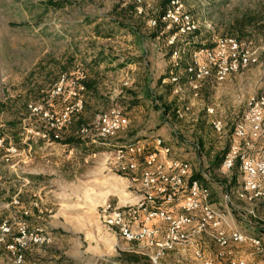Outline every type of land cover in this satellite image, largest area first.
Returning a JSON list of instances; mask_svg holds the SVG:
<instances>
[{
    "label": "rangeland",
    "instance_id": "rangeland-1",
    "mask_svg": "<svg viewBox=\"0 0 264 264\" xmlns=\"http://www.w3.org/2000/svg\"><path fill=\"white\" fill-rule=\"evenodd\" d=\"M56 1L62 7L55 8ZM170 1L0 0V104H6L0 112V264H104L121 251L146 252L144 245L122 241L99 217L105 203L130 209L145 195L141 185L147 169L144 162L139 159L129 172L120 169L116 149L122 139L138 141L152 151L153 140L159 137L169 146L170 159L187 160L197 170L214 167L216 156L227 151L234 121L247 99L264 88V32L248 30L240 35L231 24L245 14L261 16L264 0H177L196 26L184 33L161 19ZM171 36L175 38L169 43ZM226 36L246 42L257 62L231 72L223 81L203 79L192 92L184 85L183 67L190 60L184 57L185 51L176 74L181 90L173 92L166 76L172 62L169 51L177 44L183 47L176 49L209 46L217 37ZM99 56L116 58L108 71H103L105 65L88 69L90 61ZM129 56L135 62L115 68ZM81 72L83 84L88 75L95 83L94 96L82 94L88 105V125L81 133L95 141L86 142V150L53 142L50 134L58 129L49 124V116L61 113L65 105L63 98L51 96L53 84L61 76ZM185 105L189 108L183 117L173 115V109L176 112ZM211 105L223 121L220 133L210 125L213 116L205 108ZM34 106H41L48 116L33 111ZM112 108L127 117L128 125L109 140L92 124ZM11 118L18 119L23 130L20 148L7 135L5 122ZM102 141L111 145L99 143ZM158 160L162 162L163 157ZM211 173L216 187L217 182L228 184L233 174V185L238 188L240 184L237 170L224 173L218 167ZM214 185L208 184L211 198L219 202ZM220 202L217 207L224 209L223 197ZM229 205L233 224L241 230L236 220L242 217L234 209L244 212L249 205L232 193ZM19 221L29 230H41L46 242L28 247L17 262L7 246ZM3 224L9 227L8 233L1 230ZM232 249L241 257L252 252L250 246ZM187 250L182 246L181 254L163 257L162 264L188 263ZM251 256L264 264V251Z\"/></svg>",
    "mask_w": 264,
    "mask_h": 264
},
{
    "label": "built area",
    "instance_id": "built-area-1",
    "mask_svg": "<svg viewBox=\"0 0 264 264\" xmlns=\"http://www.w3.org/2000/svg\"><path fill=\"white\" fill-rule=\"evenodd\" d=\"M162 21L177 25L179 32H187L196 26L193 24L190 13L184 12L177 0H171L169 6L161 16ZM154 25L155 21H150ZM175 36H171L172 43ZM183 49L172 51L170 59L174 67L180 68L183 64L181 55ZM189 61L184 65L185 82L192 92L197 91L200 81L212 77L216 81H223L231 72H236L250 63L257 62V57L249 49L246 42L233 37H217L209 46H199L190 53ZM82 72L76 76H61L53 84L51 96L63 98L65 103L61 113L49 116L52 128L60 129L67 123L71 116L77 113L83 102L84 84ZM173 85V92L181 90L180 77L171 75L167 77ZM164 81V80H163ZM188 106L178 108L175 112L181 118ZM43 116L41 106L32 107ZM207 113H214V108L206 107ZM97 133L102 137L112 140L119 132L126 130L127 117L117 108L102 112L92 124ZM210 125L215 132L223 131L224 125L220 119H211ZM85 128H81L84 131ZM42 138L46 133L37 132ZM94 141V140H93ZM108 142V141H107ZM102 141L103 144L111 145ZM154 150L144 154V144L137 142L117 145L116 158L120 161V169L134 170L142 156L146 171L142 174L141 185L144 190L143 200L130 209H121L105 203L99 209V217L108 228L115 229L120 239L126 243L137 242L146 244L151 249L147 256L150 264H162L166 250L175 246L189 245L191 233L204 232L216 243L218 251L213 257H204L202 250L194 248L196 259H201L202 264H247V260L237 257L232 248V243H251L255 254L263 253V242L260 238L246 234L233 224V217L229 204L231 194L225 191L224 209L211 204V192L208 184L213 182V176L204 168L198 170L207 185L200 183L199 179L191 176V163L184 159H168L169 146L161 138L153 140ZM161 153L163 161L159 162ZM220 169L224 172L237 168L241 185L237 189V198L249 205L244 212H239L242 219L249 217L252 221L264 226V88L259 94L248 98L246 110L234 123L233 142L224 153ZM126 161L123 163L122 161ZM162 201L155 205V199ZM178 205L179 213L173 212L170 205ZM262 207V212L257 209ZM240 217V218H241ZM160 224H165L164 237L156 240L161 232ZM192 227V231L186 229ZM3 232L8 233L9 227L3 224ZM17 232L12 242L7 246L15 261L20 262L25 251L31 245L39 246L46 242L45 234L38 229L29 230L24 222H18ZM153 246V247H152ZM109 262V263H108ZM105 264H124L118 260H111Z\"/></svg>",
    "mask_w": 264,
    "mask_h": 264
},
{
    "label": "trees",
    "instance_id": "trees-1",
    "mask_svg": "<svg viewBox=\"0 0 264 264\" xmlns=\"http://www.w3.org/2000/svg\"><path fill=\"white\" fill-rule=\"evenodd\" d=\"M60 2L61 1H58V2L56 1L54 3L55 8L62 7L63 4ZM231 25H232L231 28L239 31L240 35L245 34V32H247L248 30H251L252 32L259 34L261 32H264V12L258 18L254 14L253 15L252 14H245L242 16V18L234 20V22ZM186 44H189V43H186ZM182 47H180L177 44L176 47L172 48L169 51L167 56L170 57L172 51L176 50V48H182ZM195 48L196 47H189L186 49V47L184 46L183 50L188 51V54H186L184 57L189 58L190 53ZM113 59H114L113 57H110V58L108 57L106 59V58H104V56H99V58H94L92 61H90L91 63L88 64L87 67H88V69L93 70V69H97L98 67H101L102 65H105L106 68H103V71H108L107 66L110 65V63L112 62ZM134 59H135V57L126 58V61H122V62L118 63L117 65H115V68L120 69V68L124 67L127 63L135 62ZM167 69H168V72H167L166 76H171V75L177 74V70L179 68L174 67L173 63L170 62V64H168V66H167ZM211 78L212 77L208 78V80H211ZM168 88L170 89L172 87L168 86ZM94 90H95L94 78H92L90 75H88V80L84 82L83 93L84 94L87 93V94L94 96L95 95ZM55 98L61 99L60 97H55ZM4 105H6V104H0V112L2 111V106H4ZM82 105H83V107H81V109L77 113L72 115L71 120L67 122L68 124L65 125V127L60 128L55 133L50 134L53 142L57 143L58 145H61V146L65 145V146L69 147L70 149H76V150L83 149V148H85V150H86V148H87L86 142H88V141L95 142V141H93V139L90 136H88V134L85 135V134L81 133V128L87 124V123H85L87 120V118L85 117V114L87 113V107H88L87 103L84 104V102H83ZM165 109L167 110V108H165ZM173 115L175 116V109H173ZM19 122L20 121L18 119L11 118L10 120H7L5 123L7 125L6 130H7L8 137L14 141V144L17 147L20 148V139H21L23 130L21 129ZM113 139H115V137ZM120 142H121V144H123V143L128 144V143H132L133 141L130 139L124 141L122 139ZM134 142H137V141H134ZM99 143L103 144L102 142H99ZM165 144L167 145V143H165ZM149 148L150 147H148V148L145 147L144 154L146 152L151 151ZM225 152L216 156V161L214 162V167H212L210 169L207 168V170L209 171V173L211 175H212V173H211L212 169H216V168L220 167V164H221L222 159H223L222 157H223ZM139 159L142 160L143 159L142 156H140ZM232 170H237V168L234 167ZM191 176L193 179H196V178L199 179L201 184L207 185V182L202 178V176L199 174L198 171H196V173H192ZM233 180H235L234 174H233V177L231 178V183L233 182ZM161 201H162L161 198H156L155 199V205L159 204ZM263 251H264V245H263ZM115 259H117L118 261H121L125 264H145V263L149 262L147 256L140 254V253H136L134 251H131V252L121 251L119 253V256L116 257Z\"/></svg>",
    "mask_w": 264,
    "mask_h": 264
},
{
    "label": "crops",
    "instance_id": "crops-1",
    "mask_svg": "<svg viewBox=\"0 0 264 264\" xmlns=\"http://www.w3.org/2000/svg\"><path fill=\"white\" fill-rule=\"evenodd\" d=\"M130 57H133V56H129V58ZM114 59H116V58H114ZM113 59V60H114ZM122 61L123 60H126V59H124V58H122L121 59ZM121 61V62H122ZM233 73H235V72H233ZM230 74H232V73H230ZM230 74H229V76H230ZM213 80V79H212ZM247 101H248V99H247ZM247 101H246V105H247ZM212 106V108H214V106L213 105H211ZM211 106H207V107H211ZM246 110V106H245V109H244V111ZM244 111L242 112V114L244 113ZM242 114L240 115V116H242ZM209 115V114H208ZM213 117L211 118V119H220L221 121H222V119L220 118V117H218L217 115H216V108H214V113H212L211 114ZM211 115H209V116H211ZM240 116H239V118H240ZM238 118V117H237ZM238 118V119H239ZM238 119H236L235 121H234V123L238 120ZM222 123H223V121H222ZM234 123H233V125H234ZM233 129H234V126H233ZM232 137H231V142H230V144L233 142V131H232ZM230 144H229V146H230ZM168 146V145H167ZM228 146V147H229ZM228 150V149H227ZM159 154V156H161V153H158ZM169 154V153H168ZM167 158L168 159H170L168 156H167ZM191 166H192V171H191V175H192V173H196V171H198L197 170V168L196 169H194L193 168V165H192V163H191ZM202 168H203V166H202ZM207 168L208 167H206V168H204L206 171H208L207 170ZM220 168V167H219ZM221 170V169H220ZM222 171V170H221ZM230 171V170H229ZM228 171V172H229ZM209 172V171H208ZM222 172H224V171H222ZM224 173H226V172H224ZM230 181H231V178H230ZM229 181V183L228 184H224V183H222V182H217V187L214 185V183L213 182H215L216 183V181H215V179H214V177H213V182L212 183H210V184H213L214 186H215V191L217 192L216 194H217V197L219 198V202H215V200H212L213 198H211V204L212 205H214L215 207H217V205H220L221 204V202H220V199L223 197V201H224V195H225V191H228L230 194L232 193V194H234L235 195V197H236V199H238L237 198V189L240 187V185H241V177H240V180H239V186H238V188L237 187H235L233 184V182L231 183ZM209 184V185H210ZM219 185V186H218ZM227 187V188H226ZM224 188H225V190H224ZM209 190H210V188H209ZM213 197V196H212ZM239 200V199H238ZM241 201V200H240ZM243 202V201H242ZM244 203V202H243ZM216 204V205H215ZM171 206V209H173V212H175V213H179L180 212V210L181 209H179L178 208V205H170ZM218 208V207H217ZM238 219V218H237ZM236 222H237V224H239V227L240 228H242L241 230H243V232H245L246 234H249V235H252V236H255V237H258V238H260V240L263 242V244H264V241L262 240V238H261V236L263 237L264 236V226L263 225H261V224H258V223H256L255 221H252L249 217H247V218H244V219H241V220H236ZM241 225V226H240ZM160 229H161V227H160ZM192 227H188L187 229H186V231L187 232H190V231H192ZM164 229L162 228L161 229V232H160V234L158 235V237L156 238V240L158 241V240H161L163 237H164V231H163ZM215 242H213V240L210 238V236L208 235V234H206V233H204V232H197V233H191L190 234V238H189V245H187L186 247H188V258H187V260H188V263H186V264H202V260L201 259H196L195 257H194V254H193V250H194V248H200L201 250H202V254H203V256L204 257H213L214 258V256H215V254H216V252L218 251V247H217V245H216V243H215V245H213V247H212V244H214ZM139 244H141V245H144V247H147L146 246V244H143V243H139ZM233 246L234 247H239V246H244V247H248V246H250L251 248H252V252H250V253H248V255H244V257H241V256H237L235 253V255L237 256V257H241V258H244V259H246L247 260V264H263L262 263V261H259V262H257L256 261V256H251V255H256L255 253H254V249H253V246L251 245V243H247V244H241V243H232L231 244V246H230V248H233ZM181 247L182 246H175V247H173V248H170V249H168V250H166V252H165V254H164V258L166 257V256H168V255H172V257L174 256V258H176V255H178V254H181L180 252L181 251H179V250H181ZM149 248L150 247H147V249H146V252L148 253V251H149ZM151 249V248H150ZM191 249H193V250H191ZM233 250V249H232ZM145 251V250H144ZM136 253H140V254H143V255H145L146 254V252H139V251H135ZM233 252H234V250H233ZM251 256V257H250ZM116 258V257H115ZM186 258V257H185ZM98 258H96V260H97ZM115 260H117V259H114L113 261H115ZM106 261V260H105ZM178 261V260H177ZM97 262L98 261H94V263H92V264H97ZM98 264H102V263H98ZM125 264V263H124ZM223 264H226L225 262L223 263Z\"/></svg>",
    "mask_w": 264,
    "mask_h": 264
}]
</instances>
